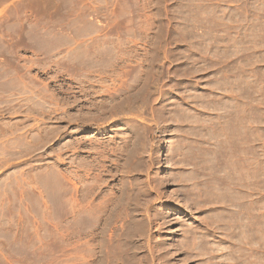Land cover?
<instances>
[{"label": "rangeland", "instance_id": "obj_1", "mask_svg": "<svg viewBox=\"0 0 264 264\" xmlns=\"http://www.w3.org/2000/svg\"><path fill=\"white\" fill-rule=\"evenodd\" d=\"M0 264H264V0H0Z\"/></svg>", "mask_w": 264, "mask_h": 264}]
</instances>
